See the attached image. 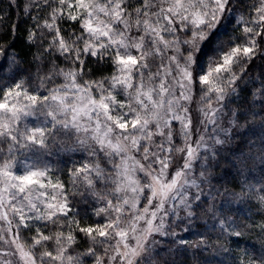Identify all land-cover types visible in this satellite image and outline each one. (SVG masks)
Listing matches in <instances>:
<instances>
[{"label":"snow or ice","instance_id":"1","mask_svg":"<svg viewBox=\"0 0 264 264\" xmlns=\"http://www.w3.org/2000/svg\"><path fill=\"white\" fill-rule=\"evenodd\" d=\"M209 251L264 264V0H0V264Z\"/></svg>","mask_w":264,"mask_h":264},{"label":"trees","instance_id":"2","mask_svg":"<svg viewBox=\"0 0 264 264\" xmlns=\"http://www.w3.org/2000/svg\"><path fill=\"white\" fill-rule=\"evenodd\" d=\"M255 133L257 136L260 135L259 128L255 129ZM243 134L245 135H251L248 129L243 130ZM237 142L239 141V136L236 137ZM230 147L234 148L235 144L231 145ZM229 155V159H231V155ZM231 166L226 162L223 161L221 164L217 167H214L213 169V178H212V192L214 195H216V203L218 206L224 205L225 207L229 208L230 210H238L233 211L231 214L235 218H239L243 220L245 217L251 215V211L249 210L248 206L246 204H240V203H228L224 204L225 200H230L231 198L227 196L225 193V188L229 189L230 191H238V189L233 188V183L231 182V177L225 178V179H217L218 177H223L225 170L229 169ZM260 165H255L251 175L256 177L257 179H260V173L258 169L260 168ZM232 174L235 175V169H232ZM236 183H239V178L235 181ZM251 183H256V180H251ZM207 190V187L205 189ZM218 190V191H217ZM206 221V222H205ZM205 221H202L205 223V228L209 230L211 233L213 231V224L215 223L210 218H205ZM191 239H195V237H191ZM248 244H256L257 249L259 248V242L256 241L255 237H253L252 240L248 241L247 244L242 245V247H247ZM234 247V246H233ZM202 260L206 262V264H232L233 257L229 254L224 253L223 251H209L203 254L201 257Z\"/></svg>","mask_w":264,"mask_h":264},{"label":"rangeland","instance_id":"3","mask_svg":"<svg viewBox=\"0 0 264 264\" xmlns=\"http://www.w3.org/2000/svg\"><path fill=\"white\" fill-rule=\"evenodd\" d=\"M207 190H208V188H207Z\"/></svg>","mask_w":264,"mask_h":264}]
</instances>
